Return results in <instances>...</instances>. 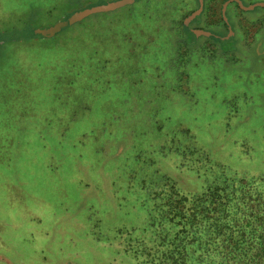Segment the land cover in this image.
<instances>
[{"label": "rangeland", "instance_id": "374dc122", "mask_svg": "<svg viewBox=\"0 0 264 264\" xmlns=\"http://www.w3.org/2000/svg\"><path fill=\"white\" fill-rule=\"evenodd\" d=\"M112 1L0 0V264H139L124 242L147 220L146 194L129 182L135 156L149 150L184 195L204 186L203 169L159 151L175 128L212 164L264 175V7L240 16L230 6L227 38L186 34L172 74L165 36L133 54L131 34L111 40V12L29 40L28 26L64 24L72 11ZM118 50L122 70L141 60L130 73L138 91L126 73L113 80ZM154 74L163 98L145 80ZM176 75L185 81L166 88Z\"/></svg>", "mask_w": 264, "mask_h": 264}, {"label": "trees", "instance_id": "16d2710c", "mask_svg": "<svg viewBox=\"0 0 264 264\" xmlns=\"http://www.w3.org/2000/svg\"><path fill=\"white\" fill-rule=\"evenodd\" d=\"M225 1L227 0H203L201 14L186 24L185 18L198 8L197 0H135L133 4L107 11L111 12V19L115 20L111 22V40L117 36V41H126L131 34L133 42L127 46L134 50L133 54H140L141 48L146 51L150 46L155 47V38L152 37L157 32L162 33L171 49L167 55V70L172 74L185 53L186 34L213 29L215 33L221 30L224 32V37H219L218 40L227 38L228 28L221 14ZM247 1L251 3L252 0ZM229 8L239 15L242 11L236 3H229L225 14ZM73 13L70 12L62 21L67 22ZM247 22L256 23L251 19H247ZM59 23L38 30L28 26L29 40L34 42L41 36H55L61 31L54 35L46 31ZM196 35L199 37L201 34ZM119 54L121 52L118 50L119 62L111 65L113 80H117L122 72L126 73L131 84L136 82L134 88L138 91L139 81L130 73L135 70L134 65L142 64L141 60L133 59L134 64L122 70V56ZM184 77H168L164 86L175 90V82L185 81ZM150 78L154 84L151 95L163 98L158 89L161 81L153 79L155 74L145 80ZM172 133L170 141L158 147L159 151L164 156L178 153L182 157L178 160L182 168L191 167L198 171L203 169L201 175L204 186L199 193L184 195L166 174L160 173L154 161L146 157L151 154L149 150L145 158L138 153L135 156L138 165L131 171L129 182L136 178L137 182L133 184L131 191L138 189V184L146 194L141 202L146 209L147 220L142 231H132L124 239V242L127 241L126 249L133 253L139 264H264V175L237 174L221 165L212 164L205 153L196 150L188 131L175 128ZM199 163H203V166Z\"/></svg>", "mask_w": 264, "mask_h": 264}, {"label": "water", "instance_id": "95a60500", "mask_svg": "<svg viewBox=\"0 0 264 264\" xmlns=\"http://www.w3.org/2000/svg\"><path fill=\"white\" fill-rule=\"evenodd\" d=\"M135 0H116V1H112L106 4H102V5H97V6H93L90 8H85L83 10L74 12L69 18L67 22H64V24L60 23L58 25H56L53 29L46 31V33H49L51 35H54L58 32H60L63 28L67 27L68 25H70L71 23L75 22L76 20H78L80 17L82 16H88V15H92L95 13H103V12H107V11H114L124 5H130L133 4ZM198 1V8L192 12L191 14H189L186 18H185V23H189L191 21H193L196 17H198L202 10H203V0H197ZM229 3H236L238 5V7L243 10V11H251L253 10L256 6H262L264 7V3H253L251 5L245 6L241 0H227L222 4V8H221V14H222V18L224 20V22L227 25L228 31L230 34H232V30L231 27L228 23V19L226 17V7ZM192 33L194 34H201L203 36L206 37H215V38H219L220 36L218 34H212L211 32L208 31H204V30H196V31H192Z\"/></svg>", "mask_w": 264, "mask_h": 264}]
</instances>
